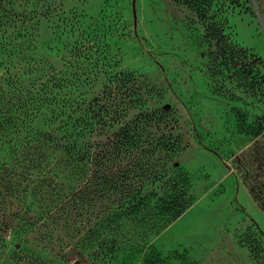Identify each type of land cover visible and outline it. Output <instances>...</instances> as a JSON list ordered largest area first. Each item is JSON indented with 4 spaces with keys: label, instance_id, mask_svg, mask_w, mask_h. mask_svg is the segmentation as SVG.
<instances>
[{
    "label": "rangeland",
    "instance_id": "rangeland-1",
    "mask_svg": "<svg viewBox=\"0 0 264 264\" xmlns=\"http://www.w3.org/2000/svg\"><path fill=\"white\" fill-rule=\"evenodd\" d=\"M237 8L264 0H0V89L28 70L12 53L22 18L8 16L36 10L28 64L40 74L22 78L48 82L55 101L0 115V264H264L263 61L227 31ZM93 97L118 116L71 162L64 102L82 119ZM137 121L143 147L125 154L119 133ZM92 143L101 164L116 153L117 185L148 164V207L105 195L101 168L84 186ZM173 198L190 204L178 218L163 211Z\"/></svg>",
    "mask_w": 264,
    "mask_h": 264
},
{
    "label": "trees",
    "instance_id": "trees-1",
    "mask_svg": "<svg viewBox=\"0 0 264 264\" xmlns=\"http://www.w3.org/2000/svg\"><path fill=\"white\" fill-rule=\"evenodd\" d=\"M29 2L31 3V1ZM48 14L45 13V16ZM40 16L41 15L36 10L26 11L23 16L17 14H11L8 16V20L13 22L20 17L22 18L20 27H15L16 31H14V34L12 35L14 47L15 49H17L12 53L17 54L19 52L21 58H23V62H26V64L28 65V70L26 71V73L20 75H12L5 81L8 88L7 92H5L3 88L0 89L1 93H3L4 95L0 97V115L3 114L8 117L7 120L5 118V120L8 121V124L12 123L13 119H15L14 117L12 118L11 112L13 111V108H16V106H18L19 109H26L30 107L27 110L31 109V111H38L41 107H43L44 104L47 105V108H49V106H53V103H55L54 99H52L51 97L52 92L49 91L48 82H43L41 84L36 80V84H31L30 88L27 89L25 87L26 82H24V79L22 78L23 75L34 74L35 72V70L32 69L28 64V60L30 61V51L33 49V42L37 29L36 27L40 23ZM27 65L25 66L27 67ZM39 72V70L35 72L36 77L40 74ZM105 94L106 92L103 91L102 95ZM70 101L71 100L68 99V101L64 102V107H66V111L69 112L68 114L67 112L63 113L64 116L67 114V117L66 120L62 123L65 130V134L62 140L65 142V151L69 155V159L72 162V159L75 158V155L79 148L80 138H83V136L86 134H90L91 136L94 134V132L99 133L103 131L104 128L109 126V122L114 120V116H118V112L111 110L112 106H110V108H107L105 105L102 106L100 104L102 101L97 97H93L90 100H82L83 106H85V108L87 109V114L84 118L81 119L78 118V114H81L80 108H78L80 105L78 104V106H76V108H74L73 110V108L67 107L68 104H70ZM2 127L3 124H0V130L4 131L5 129ZM119 136L121 137V144L124 148L123 152L125 151V154H130L131 152L135 151L139 152L142 149L144 144L142 139L143 134L142 128L138 121L134 122L132 126L127 125L123 129H121ZM51 137L52 136L49 135V140H51V142L53 143H56L55 140L52 139L53 137ZM90 147L91 149L95 148V150L93 151L89 161V171L91 172V174L89 177L88 175L86 176V178H88H85L86 183L84 184V186L87 187L88 185L93 183L94 186L97 185V180H99L98 176L100 174V171L98 169L101 168V170L108 173L105 174V176L102 178L104 180L103 186H105V195L108 193H112L114 196L120 195L121 197H125V199L130 197V199L134 200V206L130 209L135 215L143 211L145 207H148L150 201L142 198V190L145 186L144 184H146V182H148L152 176V174H150L149 172V169L147 168L148 164L144 162L142 163L141 161H136L133 164H128L125 168H123L126 169L125 172L121 170V184L117 185V183L115 184V177L112 178L113 170L110 165L111 157L113 155L115 156L116 153L113 154L107 151L106 156L108 157V161L104 165L101 164L100 161H98V156L96 155L97 145L95 143H92ZM136 157L137 156H135V158ZM173 199L174 200L169 203L171 205L170 208L168 207L166 210L163 209V211H165L166 214H172L174 218H178L190 204L187 203L182 205L180 199ZM61 210H63V208H61ZM156 230L160 231L162 229L158 228Z\"/></svg>",
    "mask_w": 264,
    "mask_h": 264
},
{
    "label": "crops",
    "instance_id": "crops-1",
    "mask_svg": "<svg viewBox=\"0 0 264 264\" xmlns=\"http://www.w3.org/2000/svg\"><path fill=\"white\" fill-rule=\"evenodd\" d=\"M227 16V31L233 43L263 61L261 71L264 75V11L249 13L237 8Z\"/></svg>",
    "mask_w": 264,
    "mask_h": 264
}]
</instances>
